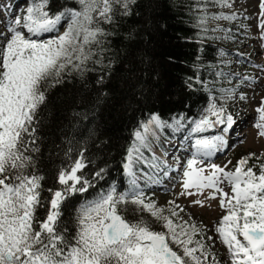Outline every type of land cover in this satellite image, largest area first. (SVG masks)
<instances>
[{
    "label": "snow or ice",
    "instance_id": "obj_1",
    "mask_svg": "<svg viewBox=\"0 0 264 264\" xmlns=\"http://www.w3.org/2000/svg\"><path fill=\"white\" fill-rule=\"evenodd\" d=\"M76 2L79 9H65L53 16L47 10L48 0H33L23 19L15 18L0 32V264H206L211 253L204 243L193 239L202 234L197 226L182 218L177 223L173 219L179 216L175 207L165 216L163 208L146 202L135 178L133 165L143 160L140 149L145 146L149 125L162 126L158 116L143 126V133H135L137 143L129 149L124 164L130 177L128 193L118 195L112 188L81 204L71 237L61 220L62 206L69 197L94 186L83 176L87 167L83 151L70 166L57 171L55 183L59 187L48 188V198L41 196L44 177L35 171L34 154L40 150L38 131L48 93L63 84L66 75L76 72L82 76L89 62H103L112 35L104 25H115L117 16L131 15L130 5L136 0ZM217 2L198 0L196 7L201 14L197 26L202 31H207L210 19L233 18L209 15L208 7ZM219 3L231 6L228 0ZM62 20L68 21L63 33L47 40L31 38L57 30ZM102 82L103 78L98 81ZM231 94L226 90V96ZM225 111L211 103L207 112L215 121L205 116L194 121L192 131L201 132L215 124L231 129L235 121L231 115L225 117ZM257 113L255 127L264 136V102ZM195 148L197 154L211 155L216 142L197 139ZM254 155L241 158L233 171L212 164L208 174L194 157L184 172L182 195H192L187 190L195 188L201 194L213 189L211 199L221 196L220 206L226 214L215 231L230 254V264H264V164L246 167ZM154 159V163L146 161L149 167L166 166L165 161ZM257 167L259 172L254 171ZM103 172H96L95 177L102 179ZM224 183L231 187V194L220 187ZM195 203L202 205L199 200ZM127 204L135 205V211L150 213L166 231L154 230L152 222L142 216L135 221L126 219L122 213ZM39 209H45L42 219L37 215Z\"/></svg>",
    "mask_w": 264,
    "mask_h": 264
},
{
    "label": "trees",
    "instance_id": "obj_2",
    "mask_svg": "<svg viewBox=\"0 0 264 264\" xmlns=\"http://www.w3.org/2000/svg\"><path fill=\"white\" fill-rule=\"evenodd\" d=\"M197 2L136 0L130 5L131 15L117 16L115 25H104L112 35L103 62H89L82 76L72 72L63 84L49 91L38 131L40 150L34 154L35 171L44 177L41 196L48 198L47 189L59 187L57 171L70 166L81 151L87 164L83 176L94 185L69 197L62 206L61 220L69 237L74 234V217L81 204L112 188L118 195L128 193L124 176L128 151L135 133L144 131L153 116L165 126L181 121L192 130L194 121L206 116L209 99L226 96L218 38L223 27L210 19L207 31H202L197 26L201 14ZM214 7H208L209 15L227 16ZM70 8L79 9L76 0H48L50 15ZM101 78L103 82L98 83ZM147 133L152 142L177 138L169 129L162 133L155 125H149ZM145 152L133 171L148 177L152 168L146 161L155 160ZM259 164L264 161L251 158L246 167ZM101 169L102 179L95 177ZM123 208L126 219L135 221L142 216L152 222L154 230L166 231L150 213L135 211L131 204ZM159 208L165 210V216L170 215L169 209ZM37 215L42 219L45 209H39Z\"/></svg>",
    "mask_w": 264,
    "mask_h": 264
},
{
    "label": "rangeland",
    "instance_id": "obj_3",
    "mask_svg": "<svg viewBox=\"0 0 264 264\" xmlns=\"http://www.w3.org/2000/svg\"><path fill=\"white\" fill-rule=\"evenodd\" d=\"M20 2L25 9L22 11L23 15L18 14L16 17H13L16 13V10L14 11L13 9ZM10 3L11 7L8 12L0 11V32L6 31V25L13 22L15 18L20 17L23 19L26 15L27 8L33 2L32 0H10ZM228 3L231 5L230 7L223 6L218 0L214 10L233 17L229 21L227 19L226 21L220 19L215 24L216 26L223 27L218 37L220 39L219 46L223 50L222 54L219 55V60L223 64L225 84L227 83L226 85L228 87L227 90H230L232 94L210 98L208 108L214 102L217 108L223 107L226 109L224 112L225 117L231 115L234 121H236L238 111H240L241 114L250 119V127L245 128V126V129L240 128V130L238 128L235 137H232L234 141H232L228 148L226 147L225 153L221 155L217 154L216 157H213V152L211 155H204L203 153L197 154L195 142L197 139H203L202 135H205L208 129L211 130L221 124H215L213 127H205V130L201 132L189 130L190 128L181 121L173 122L167 126L162 124V126L157 127L155 125L157 130L162 133H164L165 129H169L175 135L180 134L181 136L182 134H187L179 141L181 145L180 150L176 153L175 150L170 151L176 158L173 167L175 173L172 175L168 174L163 179V177H159L150 169V171H147L149 179H146L145 175H142L141 178L137 176L141 179V182L138 181L137 183L146 198V202H155L157 207H165L166 209L175 207L179 214L174 219L177 223L182 218L183 221L197 226L202 234L195 236L193 239L200 240L204 243L207 250L211 253L206 264H230V254L215 231L217 224L226 214V209L220 206L221 196L219 194H217L216 199L210 198L214 191L213 189H205L201 194L195 188H191L187 191L193 193L192 195H182L185 192L183 182L187 162L195 157L198 160V167L205 168V174H208L212 164L225 168L226 171H233L237 166V162L241 158L249 157L250 154H255L252 157L253 160L259 162L264 161V136H260V130L255 127L258 117L257 108L264 102V53L261 50L262 44L264 43V27H261L264 24V10L261 9V4L264 3V0H228ZM67 24V20H62L57 25V30L31 38L40 40L51 39L63 33L67 28ZM26 35L30 36L31 34ZM255 47L259 48L255 49ZM242 96L244 99H241ZM206 116L213 121L216 119L215 116H211L208 112ZM245 117H240L241 121L239 125L246 124ZM246 125L248 126V123ZM242 129H244L243 132H241ZM141 132L143 133L144 131ZM134 136L133 144L137 143L136 137ZM150 137L146 133L147 139L145 146L140 149L143 157L146 155L145 151L152 153V143H154L153 147L164 143L162 140L155 141V139L152 142V138ZM217 138L221 139V136L215 135L213 138L212 136H205L207 140H217ZM174 144L176 145V142ZM187 145L191 149L193 148V151H190L189 154H184L182 153L183 151H189L188 149L190 147L187 148ZM125 163H127V158ZM255 169L259 170L258 167ZM124 174L130 180L125 169ZM221 185L220 187L223 191L231 193L228 184L224 183ZM198 200L202 201V205L195 203ZM196 255L199 256L200 253H196Z\"/></svg>",
    "mask_w": 264,
    "mask_h": 264
},
{
    "label": "bare ground",
    "instance_id": "obj_4",
    "mask_svg": "<svg viewBox=\"0 0 264 264\" xmlns=\"http://www.w3.org/2000/svg\"><path fill=\"white\" fill-rule=\"evenodd\" d=\"M17 4V3H16ZM23 5H22V3L20 2L19 4H17L15 7H14V11L16 10V13L14 14V16L13 17H16L18 14L19 15H23L22 14V11H24L25 9L22 7ZM10 7H11V3H10V0L9 1H7V0H0V11H3V12H8L9 10H10ZM12 23V22H11ZM9 24V23H8ZM25 33H26V30H25ZM26 34H28V33H26ZM45 34H47V33H44V34H42V35H45ZM250 47V46H249ZM257 48H259V47H255V49H257ZM261 50H262V53H264V46H263V44H262V47H261ZM234 110V109H233ZM239 113H238V115H237V117H236V123H234L233 125H232V127H231V129H227V130H225V125H219V126H217L216 128L214 127V128H212L211 130H209L208 129V131H207V133L205 134V135H202V138L203 139H205V136L206 137H209V136H213V134H215V135H220L221 136V139L220 140H213V141H215L216 142V149H217V147L219 146V145H226L227 146V148L231 145V143H232V141H234V138H232V137H235V133H237L238 132V128H239V130H240V128H244L245 126V128H247V127H250V125H251V123H250V119H248L247 117H245L243 114H241V112L240 111H238ZM240 117H245V119H246V124L248 123V126L246 125V124H243V125H239V122L241 121L240 119ZM244 128V129H245ZM244 129H242V131L241 132H243L244 131ZM249 129V128H248ZM252 129V128H251ZM214 135V136H215ZM223 135H224V138H223ZM213 136V137H214ZM227 136V137H226ZM221 142V143H220ZM224 143V144H223ZM225 146V147H226ZM190 146H188L187 145V148H189ZM189 151L188 152H186V151H183V153L184 154H189V152L190 151H193V148L191 149V147L188 149ZM218 150V149H217ZM214 152V151H213ZM198 156H200V155H198ZM199 158H201V157H199ZM135 178H136V180H137V182L138 181H140L141 182V179L139 178V177H137V175L135 176ZM226 184V183H225ZM222 186V185H221ZM229 189H231V187L229 186ZM231 194V193H230Z\"/></svg>",
    "mask_w": 264,
    "mask_h": 264
}]
</instances>
